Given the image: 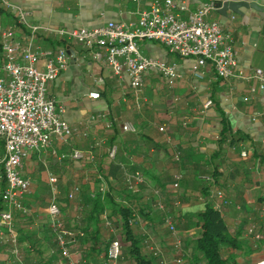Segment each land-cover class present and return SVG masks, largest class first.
Returning <instances> with one entry per match:
<instances>
[{
    "label": "crops",
    "instance_id": "obj_1",
    "mask_svg": "<svg viewBox=\"0 0 264 264\" xmlns=\"http://www.w3.org/2000/svg\"><path fill=\"white\" fill-rule=\"evenodd\" d=\"M6 1L23 8L27 23L39 29L31 43L33 48L45 54H53L59 48L66 51L68 65L49 84L48 95L63 106L62 117L73 135L67 145L53 141L49 150L32 152L23 161L21 173L30 187L21 203L28 213L12 211L18 244L13 253L7 235L0 240V264H69L61 257L45 213L53 197L65 231L75 240L70 246L74 264H106L107 246L115 239L122 246L121 258L115 264H136L130 256V242L123 235V220L105 202L107 196L115 204L127 205L125 171L138 172L159 189L165 215L189 253L197 229L182 228L184 215L202 213L208 206L205 200L210 189L201 178L213 175L215 188L230 200L219 213L220 219L238 245L224 249V257L234 255L237 264L260 260L264 239L255 240V235L264 236V87L260 89L255 79L239 76L221 81L209 65L195 75L191 59L146 41L141 44L143 54L174 65L177 78L168 87L158 75L147 74L136 98L127 77L115 78L102 64L93 61L81 45L54 32L135 21L137 14L155 0ZM172 1L176 7L185 6L189 11L208 2L214 6L224 2L246 5L224 14L215 8L209 19L232 34L235 73L246 75L259 69L264 75V0ZM251 4L260 9L249 7ZM175 12L181 19L187 18V12ZM11 26L20 45L27 44L29 31L16 26L12 12L0 4V29ZM46 61L47 55L39 59V71H44ZM91 93L99 97L91 99ZM92 116L101 117L90 122ZM124 124L131 125L135 132L124 131ZM112 146L116 147V154L110 160L108 149ZM71 150L81 151L83 158L72 159ZM242 152L246 157H241ZM176 153L179 159L184 154L190 158L181 164L174 160ZM198 156L207 166L194 174L191 169ZM177 174L182 178L173 194L170 185ZM50 178L55 183H50ZM75 188L78 191L73 199H68ZM131 196L142 210V215L136 214L138 221L134 217L129 220L132 224L128 221L133 235L141 241L144 232L151 235L171 262L172 239L163 223L164 214L154 209L151 192L140 185L139 192ZM141 251L144 253L142 242Z\"/></svg>",
    "mask_w": 264,
    "mask_h": 264
},
{
    "label": "built area",
    "instance_id": "obj_2",
    "mask_svg": "<svg viewBox=\"0 0 264 264\" xmlns=\"http://www.w3.org/2000/svg\"><path fill=\"white\" fill-rule=\"evenodd\" d=\"M0 4L12 12L16 26L25 27L30 34L27 44L20 45L15 38L14 26L0 29V204L3 206L0 210V240L3 241L7 235L8 243L13 246L12 251L15 253L18 242L13 231L12 211L28 213L21 203L30 187L21 173L23 161L32 152L49 150L53 141L67 145L73 130L62 117L63 106L48 95L49 84L68 65L66 51L59 48L53 54H45L33 48L31 43L39 29L27 23V12L6 0H0ZM214 9L212 2L189 11L185 6L176 7L172 0H155L147 10L137 14L135 21L107 22L91 30L60 29L54 34L81 45L93 61L102 64L115 78L127 77L136 98L139 97L143 79L147 74L158 75L168 87H172L177 78L174 65L143 54L141 44L146 41L155 42L178 57L191 59V70L195 75L201 74V70L209 65L221 81L226 82L236 76L255 79L260 84L259 88L263 89L264 75L261 70L255 69L246 75L235 73L236 53L232 34L224 31L218 22L209 19ZM176 10L187 12V18L181 19ZM45 55L47 61L44 71L41 72L37 69V62ZM98 97L97 93L89 94L91 99ZM100 117L92 116L89 121H96ZM122 129L135 132L128 124H124ZM163 130L159 128V131ZM115 154L116 147H110L108 158L113 160ZM70 157L81 160L83 154L81 151L71 150ZM241 157H246V153L242 152ZM174 160L179 161L178 153ZM121 168L124 170L123 166ZM124 176L132 193L139 192L140 185L151 192L154 209L164 214L163 223L172 239L174 257L171 262L166 260L162 249L146 232L143 233L142 240L144 253L155 258L157 264H186L190 256L189 250H186L174 225L165 215L159 189L152 187L138 172L125 171ZM98 178L102 180L101 177ZM181 178L180 174L174 176L170 185L173 194L178 191ZM201 179L210 189L205 202L221 213L230 200L222 190L215 188L212 175H204ZM49 182L55 183V180L50 178ZM77 191L75 188L69 193L68 199H73ZM45 213L51 223L61 257L69 264H74L70 246L75 240L63 227L60 208L54 197L47 205ZM133 217L138 221L137 215ZM129 222L132 224V221ZM251 232L250 230L249 233ZM261 239H264L263 235H255V240ZM121 253V243L116 239L110 241L106 249L105 263L115 264L120 260ZM254 264H264V253Z\"/></svg>",
    "mask_w": 264,
    "mask_h": 264
},
{
    "label": "trees",
    "instance_id": "obj_3",
    "mask_svg": "<svg viewBox=\"0 0 264 264\" xmlns=\"http://www.w3.org/2000/svg\"><path fill=\"white\" fill-rule=\"evenodd\" d=\"M188 157L187 154L182 155L179 159L181 164H183L184 160L188 159ZM193 163L191 170L194 174H196L202 167L207 166V163L203 160L202 156L195 158ZM206 184L207 183H205V185ZM204 189L206 192V188ZM125 194V200H128L126 203L127 205L115 204L111 198L107 196L105 197V202L108 205V208L114 214L119 215L123 220V235L126 240L130 242L129 252L135 263L157 264L155 258H152L141 251L142 241L132 233L128 221L136 214L142 215V210H139L134 202H132L131 199L133 197L131 196V191L128 190ZM150 199H152V196ZM95 202L97 205L100 203L99 195L95 197ZM2 209L3 206L0 204V210ZM182 228L185 230L197 229V233L191 243V252L186 264H237L234 255L224 257V249L236 248L238 245L236 244V241L228 235L226 228L220 219L219 213L212 209L211 206H206L202 213L184 215Z\"/></svg>",
    "mask_w": 264,
    "mask_h": 264
},
{
    "label": "water",
    "instance_id": "obj_4",
    "mask_svg": "<svg viewBox=\"0 0 264 264\" xmlns=\"http://www.w3.org/2000/svg\"><path fill=\"white\" fill-rule=\"evenodd\" d=\"M242 6H246V5L241 4V3L224 2L220 6L219 5H215V8H217L220 13L224 14V12H226V10H230L232 12H237V9L239 7H242ZM249 7L253 8V9H257V10L260 9V8L256 7L255 5H252V4L249 5Z\"/></svg>",
    "mask_w": 264,
    "mask_h": 264
}]
</instances>
